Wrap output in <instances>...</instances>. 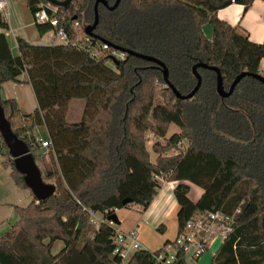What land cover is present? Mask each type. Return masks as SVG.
I'll return each mask as SVG.
<instances>
[{"label":"trees","instance_id":"16d2710c","mask_svg":"<svg viewBox=\"0 0 264 264\" xmlns=\"http://www.w3.org/2000/svg\"><path fill=\"white\" fill-rule=\"evenodd\" d=\"M49 1L27 0V6L32 15L42 5L51 13L56 10L71 38L78 34L74 18L84 28L94 23L97 0H55L69 1L66 7ZM106 1L110 6L116 2ZM254 1L121 0L113 11L99 5L96 41L157 59L180 94L193 91L198 82L193 68L206 65L197 69L201 86L190 100L176 97L162 68L136 56L127 54L112 68L108 56L95 58L88 48L37 46L24 39L18 40L19 55H14L6 34L0 33V90L26 75L37 101L27 116L31 126L15 128L18 104L0 98L7 119L35 159L41 144L27 132L45 126L56 163L47 175L56 180V193L15 207L17 222L0 235V264H114L115 228L108 216L130 206L123 204L126 199L146 212L161 177L178 182V233L197 212L240 209L214 264H264V83L257 78L264 42H252L240 26L217 17L232 3L247 11ZM206 24L212 27L211 38L204 33ZM0 28L9 29L3 16ZM37 30L42 36L51 28L37 25ZM211 67L220 70L226 92L238 76L249 74L222 98ZM76 100L85 103L83 115L70 123L69 104ZM172 125L180 132L161 143ZM148 134L157 139L155 161ZM1 155L16 185L28 189L0 134ZM187 183L204 191L197 202L190 199ZM90 209L102 217L98 228L91 223ZM158 231L164 233V227ZM58 241L64 246L54 255ZM128 264L155 261L151 251L140 250Z\"/></svg>","mask_w":264,"mask_h":264},{"label":"crops","instance_id":"0c3cea01","mask_svg":"<svg viewBox=\"0 0 264 264\" xmlns=\"http://www.w3.org/2000/svg\"><path fill=\"white\" fill-rule=\"evenodd\" d=\"M1 16H3L4 20L8 23L10 29L17 31L16 36L9 33L8 31L9 29L3 30L4 32H2L6 34L8 41H9V37L13 39V45L11 44L10 41L9 44L11 46L14 55H19V44H18L19 39H24L25 41L31 44L37 45L41 42H44L50 34V31L42 36L39 34L37 30V25L34 22L33 15L28 9L27 0H8V7L5 10V12L1 14ZM217 17L221 21H224L233 27L240 26L248 33L249 38L252 42L257 44H261L264 42V0H255L247 11H245L244 5L233 3L230 6L219 10L217 13ZM203 30L208 38L212 37L213 30L211 25L209 24L204 25ZM81 35L82 33L78 34V37L82 38L83 36ZM260 72L261 75L264 76V60H262L261 62ZM19 80L20 82L18 83L8 82L3 84L0 90V98L2 100H8V99L16 100L20 112L13 116L12 121L14 125L15 123L18 124L16 128H25L28 125V123H29V127L31 126L32 120L27 116L33 114L34 111L37 109V101L32 86L29 83H27V76L22 75L21 77H19ZM81 112H82V107H81ZM31 134L35 136L38 139V141L48 140V132L45 126L36 127L32 131L27 132V135L30 136ZM40 148L45 149L42 146H40ZM39 155H40V151L38 149L37 156ZM50 173L51 171L47 170V174ZM187 184L191 188L189 194L190 199L193 202H197L203 195L204 191L197 186L200 190L196 192V199H192L191 193H192L193 184L191 183H187ZM177 185L178 182H169L167 179L166 181L162 182L157 197L154 199L149 209L146 212H144L145 216L143 217V219H150L152 217L154 221L153 225L155 227L159 225L157 227V231L160 226L164 227V233L162 234H165L167 229L168 231H170L169 226L175 230L174 231L175 233L177 232V235L179 232V224L177 219L179 206L174 196V190L177 187ZM33 200H34V196H33ZM176 212L177 214L175 220L173 221L172 216ZM6 231H3V233ZM1 234L2 233H0V235ZM164 240H163L164 245L167 241H170L169 238H167L165 241ZM152 244H153V239L150 236L148 237L144 236L141 238L142 246L143 245L153 246Z\"/></svg>","mask_w":264,"mask_h":264},{"label":"built area","instance_id":"2783aa9c","mask_svg":"<svg viewBox=\"0 0 264 264\" xmlns=\"http://www.w3.org/2000/svg\"><path fill=\"white\" fill-rule=\"evenodd\" d=\"M7 7L8 0H0V16L5 12ZM55 13H57L56 10H53L51 13L43 5L34 13L33 18L36 25H48L51 28L46 40L37 44V46L54 47L72 45L77 48L90 49L91 55L95 58L108 56L109 61L111 57L119 62L125 60L126 53L113 48L107 42H97L92 37L86 35L84 32L85 28L78 20H75L74 28L78 31V34L83 33V37L79 38L77 34V36L71 38L67 29L61 25L60 20L55 16ZM8 31L14 36L17 35L16 30L9 28ZM2 32L4 31L0 28V33ZM38 142L43 148L51 147V143L47 140H40ZM88 212L91 217V223L98 228L103 221L102 217L95 210L90 209ZM239 213L240 209H237L233 213L223 210L195 213L172 242L164 245L158 252H152L155 264H198L202 256L210 251L212 244L218 237H222L224 244L225 240L233 232L235 218ZM107 222L115 228V247L112 256L117 261L114 264H128L135 252L144 250L138 241L137 233L136 231L124 232L117 230L113 222H109L108 220Z\"/></svg>","mask_w":264,"mask_h":264},{"label":"rangeland","instance_id":"374dc122","mask_svg":"<svg viewBox=\"0 0 264 264\" xmlns=\"http://www.w3.org/2000/svg\"><path fill=\"white\" fill-rule=\"evenodd\" d=\"M83 36V33L82 35ZM9 41L13 45V39L9 37ZM108 66L114 68V64L110 60ZM81 105V106H80ZM85 103L80 100L72 101L70 103V110L68 114V121L70 123H78L80 122L84 110ZM82 107V112H81ZM17 123H15V128L17 127ZM29 127V123L25 128ZM44 132V131H43ZM180 132V129L176 125H172L170 130L166 136V138L159 139V141L163 144L166 143L167 139H170L174 134ZM25 135V134H23ZM157 141V139L153 136L148 134V149L151 153L152 161H155L157 155L152 150V145ZM186 147V145H184ZM40 155L36 159V163L42 172V176L44 182L47 184L55 185V179H48L47 178V170L53 173L56 169L55 160L52 157L51 148L42 149L39 147ZM5 157L0 156V233L6 231L11 224H14L18 220V215L15 210L16 206L19 207H26L28 206L32 200L33 196L30 190L25 188H20L16 185L11 173L12 168L4 164ZM166 177H161L158 179V182L162 184V182L166 181ZM200 189L192 185V193L191 198L196 199V192ZM117 216L120 220V225H116L117 230L132 232L136 231L138 241L141 243V238L146 236H150L153 239V246L143 245L144 250H148L151 252L157 251L162 248L164 245L163 240L169 238L170 241H173L176 236L177 232L175 233L174 229L169 226V230L167 229L165 234H162L157 231V227L153 225L152 217L150 219H143L145 214L142 212L141 207L137 205H130L127 208H123L118 210ZM147 214V213H146ZM176 213L173 214L172 219L175 220ZM164 240V241H165ZM64 244L61 241L55 243L52 253L57 255L61 249L63 248Z\"/></svg>","mask_w":264,"mask_h":264},{"label":"water","instance_id":"95a60500","mask_svg":"<svg viewBox=\"0 0 264 264\" xmlns=\"http://www.w3.org/2000/svg\"><path fill=\"white\" fill-rule=\"evenodd\" d=\"M49 2L56 7H61V6L66 7L69 1L58 2L55 0H50ZM120 3H121V0H116V2L112 6H110L108 1H106V0H97L95 3V7H94V10H95L94 23L92 25L87 26L84 29L85 34L92 37L94 39V41H96V38L94 37V30L96 29V27L99 24V11H98L99 5L103 4L106 8L113 11L119 7ZM74 20H76V18H74ZM117 50H119L123 53H126L128 55H133V56H136L138 58H141L144 61L157 64V66H159L163 70L164 81L168 84L169 88H171L173 90L176 97L181 99V100L192 99L196 95L198 90L200 89L201 77L198 74L197 69L199 67H206V65H204V64H199L193 68L194 75L198 80L196 87L193 89V91L191 93H189L187 95H182L170 83L168 69L160 61H158L157 59H155L153 57L143 55V54H139V53L132 52V51H127L125 49L117 48ZM110 59L113 61V63L116 66L119 65V62L115 58L111 57ZM211 69L217 72V91H218V94L222 98L229 97L233 93V91L235 90V88L238 85V83L240 82V80L244 76L249 74L248 72H244L243 74L238 76L237 79L235 80V82L232 84L230 90L228 92H226L224 90V87H223V82H222L220 70L216 67H211ZM257 78L264 83V76L260 75V76H257ZM0 134H1V137H2V139L6 145L7 149H8L9 155L14 160V167H15L16 171L19 172L23 176L24 182H25L26 186L28 187V189L33 194L34 198L38 202H41V201H45V200L49 199L51 196H53L56 193V186L53 184H47L44 182L42 172L36 163V159L34 158L29 146L14 133L10 121L7 119L5 110L1 105V102H0ZM123 204L125 206L131 205V204H133V201L130 199H126V200H124ZM107 220L109 222H113L115 225H120V221H119L116 213L108 216ZM222 245H223L222 237L220 236L212 244L210 251L205 253L202 256V258L198 264H214V259H215L216 255L219 253L220 249L222 248Z\"/></svg>","mask_w":264,"mask_h":264}]
</instances>
